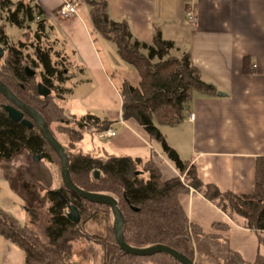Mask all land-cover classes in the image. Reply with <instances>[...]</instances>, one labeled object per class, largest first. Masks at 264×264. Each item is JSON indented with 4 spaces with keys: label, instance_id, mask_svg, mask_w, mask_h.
<instances>
[{
    "label": "trees",
    "instance_id": "trees-1",
    "mask_svg": "<svg viewBox=\"0 0 264 264\" xmlns=\"http://www.w3.org/2000/svg\"><path fill=\"white\" fill-rule=\"evenodd\" d=\"M84 2L90 7L94 30L115 44L119 58L132 66L139 77L137 86H132L126 80L122 83V120L136 124L149 142L157 144L166 159L180 175L185 176L188 184H183L179 178L162 181L152 160L113 155L101 157L93 151L79 150L77 144L83 139L82 133L71 126L75 118L66 115L59 104L61 91L68 93L64 89L65 83L70 80L66 68H58L51 62L49 53L39 46L33 47L34 60H30L29 56L23 55L26 44H9L1 28L0 49L4 54L0 57V81L17 99L44 119L56 140L52 129L54 126L60 135L66 136L67 144L62 147L68 157L73 184L84 192L110 196L117 201L124 217L123 239L127 245L134 248L166 246L193 264H264L261 255H257L252 263H245L230 249L225 237L205 234L198 226L189 223L179 201L181 195L192 189L221 211L243 217L246 228L259 236L264 233V157L255 160L251 195L221 193L216 186L204 184L198 178L195 167L182 162L166 144L158 127L173 128L179 125L185 119L194 95L215 96V89L201 81L189 53L181 58L170 55L174 45L164 41L158 29H155L149 44L138 42L130 34L126 22H115L108 18L104 2ZM10 5L8 0L0 2V11L5 10L7 23L20 29L41 15L36 6L19 2L12 11ZM43 30V21H37L36 39ZM40 85L49 93L39 94ZM7 104L0 94V160H9L27 151L31 156L41 155L50 164H57L60 175V161L40 131L35 125L30 129L10 121L4 110ZM25 119L31 121L27 117ZM77 121L91 126L97 133L105 132L110 127L107 120L91 114L83 115ZM59 192L78 208L81 219L78 225L71 223L66 217L65 202L55 191L48 192L43 201L49 216L44 227V243L31 229L38 221L33 207L24 206L31 226L20 225L0 209V236L23 251L24 264H79L73 261V244L80 239L79 227L98 212L106 217V237L100 242L103 251L100 264H181L164 253L149 257L125 254L114 240L112 214L107 206L88 203L63 185ZM46 204L49 206L45 207ZM212 228L218 226L213 224Z\"/></svg>",
    "mask_w": 264,
    "mask_h": 264
},
{
    "label": "crops",
    "instance_id": "crops-1",
    "mask_svg": "<svg viewBox=\"0 0 264 264\" xmlns=\"http://www.w3.org/2000/svg\"><path fill=\"white\" fill-rule=\"evenodd\" d=\"M8 1L10 7L21 2L36 6L41 12L27 26L42 20L59 46L61 57L68 63L70 80L64 85L68 93L63 97V103L69 104L70 99L72 102L76 99L75 102L81 104L83 97H87L82 92L77 100L74 97L76 86L109 83L118 88L119 105L104 111L105 117L102 118L110 123L108 130L115 132L114 137L104 136V132L97 133L91 126L77 121L86 115L83 109L86 107L76 109L80 115H69L75 118L71 126L83 137L84 133H94L109 140L102 151L98 148L99 156L152 160L162 181L182 179L183 176L167 161L157 144L149 142L136 124L122 120V83L126 80L137 86L139 78L134 68L119 58L115 44L94 30L90 7L84 0H18L15 5ZM63 1L77 3L78 15L68 20L56 18ZM95 1L106 4L110 20L126 22L130 34L138 42L149 44L155 29H158L162 39L174 45L171 56L181 58L189 53L201 81L212 86L216 94L211 97L194 95L185 119L170 128L174 131L171 141L162 132L163 127L158 129L179 159L195 167L204 184L216 186L221 193L251 195L255 160L264 157V0ZM83 5L87 6V12L82 10ZM187 12L195 15V27L188 23ZM53 28L59 32L55 36ZM74 77H77L75 88ZM183 136L186 137L187 153L181 158L177 150L178 140ZM77 147L82 151L79 143ZM48 176L51 191L59 190L61 186L53 178L52 170ZM27 184L26 189L34 188ZM35 189L37 193H32V198L37 196L42 204L46 193H41L40 183ZM179 201L189 223L198 226L205 234L225 237L230 249L245 263H252L257 255L264 257V233L257 236L248 230L243 217L221 211L196 191L181 195ZM33 203L30 200V204ZM25 205L20 206L24 215L27 214ZM213 224L218 228L213 229ZM26 226H31L28 217ZM0 264H24L23 251L1 236Z\"/></svg>",
    "mask_w": 264,
    "mask_h": 264
},
{
    "label": "rangeland",
    "instance_id": "rangeland-1",
    "mask_svg": "<svg viewBox=\"0 0 264 264\" xmlns=\"http://www.w3.org/2000/svg\"><path fill=\"white\" fill-rule=\"evenodd\" d=\"M10 1L13 5L18 2V0ZM86 5L82 6V10L84 12H87ZM10 9L13 11L14 7L11 6ZM5 14V10L0 11V28L6 35L9 44H17L20 42L26 44L25 49H23V55L29 56L30 60H34L33 47L39 46L43 51L49 53L52 63L57 65L58 68H66V70L68 71V63L61 57L59 46L52 38L49 29H45L44 27L42 33H39L38 35L39 38L36 39V25L31 24L30 27H28L27 24H25V26L20 29L14 25L7 23L5 21ZM58 33L59 32H57V29H55L53 36ZM33 70L36 69L33 68ZM36 72H38V70H36ZM97 79L98 78H95V80ZM76 81L77 77H74V88ZM37 82H39L38 77ZM79 87L77 88L76 86V89L74 90V97L79 100L82 92H85V94L87 95V97H83L84 100L82 102L79 101L81 104H77L75 102L76 99L73 102L72 99H70L69 104L67 102L63 103V97H65L67 93L65 91H61L60 93V97L62 100H60L59 104L62 108H64L66 115H80L79 112L76 111V109H82L80 107H86L83 108L85 114L88 113L102 119L103 117H105L104 111H106L107 109H113L114 107L116 108L119 105V94L117 92L118 88L114 85H111L109 83H100L90 86L83 85ZM163 128L164 129H162V132L168 135V140L171 141L172 139H174V131H171L172 129L168 127ZM52 129L61 147L66 146V136L60 135L55 130V126L52 127ZM108 141L109 140L106 138H100L97 134L84 133L83 139H81V141L79 142V148H81L83 152L93 151L99 155L100 153L98 148L102 151L104 146L108 145ZM178 145L179 148L177 151L178 153H180L181 158H183L187 153V142L185 136H183L181 140H178ZM27 154H29L27 151H22L20 154L9 160H0V209L15 218L20 225L26 226V218L28 217V219H30V217L27 214L24 215L21 212L20 206L22 204H26L33 207L34 210H36L38 221L35 225L31 226V229L38 236L40 241L44 243L46 242V238L44 236V227L47 224L49 216L46 214L43 203L40 204V201L37 200V196H35V198H32V193H37L35 186L39 183L42 187V194L46 193L47 195L48 192H51V186H49L50 184L48 176L50 174V170H52L53 178L58 180L60 186L62 187V184L60 183L61 178L59 175V168L57 167V164H50L45 158L35 160L34 156ZM182 176V183L188 184L185 176ZM25 183L34 186V188L30 187V189H26ZM15 185H17L19 188H16ZM30 200H33L34 203L30 204ZM48 206L49 204L45 205V207ZM229 213H231V215L233 216L236 215L233 212ZM105 224V215L102 212H98L96 214H93L87 222L79 227L80 239L73 244V261H76L79 264L101 263L103 251L101 249L100 242H102L101 240L106 237Z\"/></svg>",
    "mask_w": 264,
    "mask_h": 264
},
{
    "label": "water",
    "instance_id": "water-1",
    "mask_svg": "<svg viewBox=\"0 0 264 264\" xmlns=\"http://www.w3.org/2000/svg\"><path fill=\"white\" fill-rule=\"evenodd\" d=\"M3 55V51L0 49V57ZM38 92L41 95H46L49 93L47 89L43 86H39ZM0 94L7 100L9 104L4 106V110L7 114V117L10 121L14 123H20L23 126L28 128H32L33 125L37 127L40 131L46 143L51 148V150L55 153L60 161V178L63 184V187L66 190H69L76 196L82 198L88 203L91 204H98L107 206L112 214V229L114 240L118 246V248L124 252L125 254L133 255L136 257H149L151 255L157 253H164L167 254L174 259H176L181 264H193L190 260H188L185 256L181 255L180 253L176 252L175 250L166 247V246H150L146 248H134L127 245L123 239V225H124V217L121 211L118 208L117 201L110 196L101 195V194H93L87 193L79 188H77L70 179L69 175V161L68 157L61 147V145L57 142V140L52 136L46 122L44 119L32 108L22 103L19 99H17L0 81ZM220 94H218L219 96ZM25 117L29 118L31 121L25 119ZM41 155L34 156L35 160H39ZM55 193L60 197L62 201L65 202L67 208V219L75 224L78 225L81 219L79 210L76 206L72 205L68 201H66L60 194L59 190H56Z\"/></svg>",
    "mask_w": 264,
    "mask_h": 264
},
{
    "label": "built area",
    "instance_id": "built-area-1",
    "mask_svg": "<svg viewBox=\"0 0 264 264\" xmlns=\"http://www.w3.org/2000/svg\"><path fill=\"white\" fill-rule=\"evenodd\" d=\"M78 4L77 3H71L68 1H63V3L61 4V6L59 7V9L57 10L55 17L61 20H68L71 18H74L75 16L78 15ZM188 23L190 24L191 27H195L196 26V17L193 14V12H187L186 14ZM193 116H191L192 119ZM104 136L107 137H114L115 136V132L111 131V130H107L104 133ZM181 182H183V178L180 179ZM190 191H193L192 189H190Z\"/></svg>",
    "mask_w": 264,
    "mask_h": 264
}]
</instances>
